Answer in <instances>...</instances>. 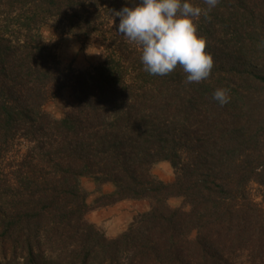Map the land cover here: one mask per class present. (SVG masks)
<instances>
[{"label":"trees","instance_id":"trees-1","mask_svg":"<svg viewBox=\"0 0 264 264\" xmlns=\"http://www.w3.org/2000/svg\"><path fill=\"white\" fill-rule=\"evenodd\" d=\"M137 2L0 0V264H264V205L250 191L264 185V0H192L214 65L191 84L179 65L149 74L117 31V11ZM44 24L105 58L64 65ZM64 88L78 101L56 118L44 106ZM218 88L230 89L223 106ZM160 160L173 181L152 173ZM83 177L115 187L101 206L150 209L109 237L87 218Z\"/></svg>","mask_w":264,"mask_h":264},{"label":"clouds","instance_id":"clouds-1","mask_svg":"<svg viewBox=\"0 0 264 264\" xmlns=\"http://www.w3.org/2000/svg\"><path fill=\"white\" fill-rule=\"evenodd\" d=\"M205 3L210 10L219 0ZM201 14L192 0H138L117 11L116 29L140 45L141 61L149 74L164 76L179 65L187 74V83H198L209 77L214 65L206 51V38L198 34ZM229 91L218 88L213 99L223 106L229 102Z\"/></svg>","mask_w":264,"mask_h":264},{"label":"rangeland","instance_id":"rangeland-1","mask_svg":"<svg viewBox=\"0 0 264 264\" xmlns=\"http://www.w3.org/2000/svg\"><path fill=\"white\" fill-rule=\"evenodd\" d=\"M44 42L51 47L64 65H73L77 69H87L90 65L101 62L105 56V49L97 42L84 43L63 27L44 24L38 28ZM98 53V54H97ZM78 101L70 88L58 91L44 106L45 110L56 118H61L67 110ZM152 173L165 182L175 178V169L167 160L156 162L151 169ZM82 185L88 192L87 201L91 206L87 213L90 222L99 227L107 236L115 237L125 230L133 218L150 209L147 199H126L109 206H101L103 195L114 192L112 184H105L97 188L96 181L91 177H83ZM252 197L264 205V185L252 182L250 184ZM105 199V197H104ZM102 200V202L104 201ZM168 202L174 207L182 204L181 197H171Z\"/></svg>","mask_w":264,"mask_h":264}]
</instances>
